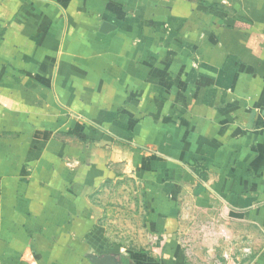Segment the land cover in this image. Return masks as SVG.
I'll list each match as a JSON object with an SVG mask.
<instances>
[{"label": "crops", "instance_id": "crops-1", "mask_svg": "<svg viewBox=\"0 0 264 264\" xmlns=\"http://www.w3.org/2000/svg\"><path fill=\"white\" fill-rule=\"evenodd\" d=\"M231 261L264 264V0H0V264Z\"/></svg>", "mask_w": 264, "mask_h": 264}, {"label": "rangeland", "instance_id": "rangeland-1", "mask_svg": "<svg viewBox=\"0 0 264 264\" xmlns=\"http://www.w3.org/2000/svg\"><path fill=\"white\" fill-rule=\"evenodd\" d=\"M203 223H199V226L197 229H195V232L197 235H207L208 233L211 234V232L213 231V229L206 223H204L203 225H201ZM215 229V227H214ZM190 228L189 229H184V232L181 233V235H191L190 232Z\"/></svg>", "mask_w": 264, "mask_h": 264}, {"label": "built area", "instance_id": "built-area-1", "mask_svg": "<svg viewBox=\"0 0 264 264\" xmlns=\"http://www.w3.org/2000/svg\"><path fill=\"white\" fill-rule=\"evenodd\" d=\"M243 254L244 255H248L249 254V250L248 249H245V250H243ZM225 258H227V257H225ZM228 264H240V263H238V262H230V263H228Z\"/></svg>", "mask_w": 264, "mask_h": 264}]
</instances>
